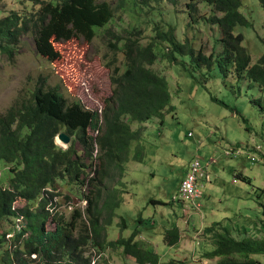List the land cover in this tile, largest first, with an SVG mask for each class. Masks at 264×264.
I'll return each mask as SVG.
<instances>
[{
	"label": "rangeland",
	"instance_id": "374dc122",
	"mask_svg": "<svg viewBox=\"0 0 264 264\" xmlns=\"http://www.w3.org/2000/svg\"><path fill=\"white\" fill-rule=\"evenodd\" d=\"M106 1L114 3L115 0ZM241 2L240 13L249 26L236 28L234 34L242 35V47L252 67L264 54V10L257 0ZM190 3L198 9L193 14L196 23L189 17L187 5ZM38 9L26 0H0V18L12 11L24 16ZM159 9L163 15L149 16L151 21L163 20L162 24L173 26L181 43L188 39L196 50L202 49L207 57L213 55L215 60L211 69L197 68L191 58L178 55L175 63L159 60L151 67L166 78L175 112L165 114L164 125L160 120L132 125L141 139L132 145L121 178L109 185V191H117L113 196L116 195L120 203L112 226L106 227L107 240L127 238L139 227L136 242L142 249L159 254L161 263L176 260L217 264L221 258L208 257L215 249L213 236L205 233L213 223L230 227L236 240L264 239V115L252 103L263 100L264 95L246 75L238 78L232 65L219 66L221 33L218 27L205 22L213 14L211 7L202 0H173L161 4ZM114 25L117 35L125 39L134 22L128 14L122 13ZM150 36L149 33L143 38V45L151 41ZM20 40L12 60L0 54V117L18 101L28 98L42 80L47 87L57 88L69 103L79 101L87 110H104L113 94L111 77L124 71L126 61L122 51L115 52L110 46V42H117L115 38L102 32L92 41L74 37L56 42L54 46L60 56L53 62L38 54L31 33L24 34ZM90 134L96 136L93 131ZM56 144L64 149L69 146L57 138ZM77 149L83 156L82 147L78 145ZM196 160L201 162L208 176L199 182L201 196L196 200L197 207L192 202H183L178 194L180 182ZM87 172L93 174L90 169ZM0 173L3 182L9 179L10 174L3 165ZM239 175L250 183L240 182L236 178ZM61 188L62 194L56 198L57 210L66 217L70 216L73 206L85 210L84 199L73 195L70 200L65 197L67 193L79 192L81 186H68L63 182ZM85 191L87 193L86 187ZM25 203L19 200L16 205L22 207ZM123 218L126 227H123ZM21 219L12 217L0 222V236L7 231L6 240L0 246V263L13 242L16 232L13 229L24 224ZM139 219L146 225L138 223ZM53 226V221L49 220L47 227ZM173 227H178L180 241L170 246L166 232ZM86 256L91 258V264H137L122 249L110 247L105 251L89 247ZM228 258L244 260L243 255ZM251 258L264 264V255Z\"/></svg>",
	"mask_w": 264,
	"mask_h": 264
},
{
	"label": "trees",
	"instance_id": "16d2710c",
	"mask_svg": "<svg viewBox=\"0 0 264 264\" xmlns=\"http://www.w3.org/2000/svg\"><path fill=\"white\" fill-rule=\"evenodd\" d=\"M26 1L39 9L24 16L12 11L0 18L2 56L12 60L21 37L31 33L38 54L53 62L60 56L54 46L56 42L74 37L92 41L106 32L117 41L110 42V46L115 52L122 51L126 61L124 71L111 77L113 94L101 112L87 110L79 101L69 103L57 88L47 87L42 80L28 98L18 101L0 117V168L3 165L10 174L3 182L0 173V222L12 217L18 221L22 218L24 222L22 227L13 229L16 230L13 242L2 255L0 264H91V258L86 256L89 247L99 251L109 247L122 249L137 264H189L176 260L161 263L159 254L142 249L135 240L140 233L139 227L127 238L108 241L106 227L112 226L115 209L120 203L116 195L113 196L117 191H109V185L121 178L132 145L141 139L132 125L153 120H160L164 125L165 114L175 112L166 78L151 67L159 60L175 63L179 55L191 58L197 68L211 69L214 56L207 57L202 49L196 50L188 39L181 43L175 28L162 24L163 20L153 22L149 19L153 15L162 16L160 5L173 0ZM202 1L213 10L205 22L218 27L221 33L219 66L223 68L222 63L232 65L238 78L246 75L264 95V54L256 65L249 67L250 58L242 47L243 37L234 34L236 28L249 26L240 13L241 0ZM257 1L264 10V0ZM187 9L190 19L196 23L193 14L198 12L197 7L190 3ZM122 13L128 14L134 22L126 40L117 35L113 27ZM149 33L151 41L143 45L142 40ZM118 42H123L122 46ZM252 103L264 115V99ZM91 131L96 136L90 134ZM63 132L71 137L66 149L56 144V137ZM78 145L82 147L83 156ZM94 161L98 164L93 166ZM88 169L93 171L92 175ZM236 178L250 183L241 175ZM63 182L68 186H81L77 195L67 193L65 197L70 200L73 195L84 199L87 205L84 211L82 207L73 206L70 216L66 217L64 212L57 210L56 198L62 194ZM19 200H24L25 205L17 207L15 204ZM193 204L198 206L196 202ZM49 220L53 221V228L47 227ZM123 222L126 227L125 218ZM141 222L143 219L138 220ZM205 233L213 236L215 249L208 257L221 258L217 264H259L251 256L264 255V239L244 237L236 240L231 228L220 222L207 227ZM6 234L7 231L0 236V246ZM179 241L178 227L168 229V245L174 246ZM234 255H243L244 260L228 258Z\"/></svg>",
	"mask_w": 264,
	"mask_h": 264
},
{
	"label": "built area",
	"instance_id": "2783aa9c",
	"mask_svg": "<svg viewBox=\"0 0 264 264\" xmlns=\"http://www.w3.org/2000/svg\"><path fill=\"white\" fill-rule=\"evenodd\" d=\"M204 178L208 179V176H206L201 162L199 160L193 161L186 177L180 183L178 189L179 198L183 202H196L201 196L199 182ZM174 200H177V198H174Z\"/></svg>",
	"mask_w": 264,
	"mask_h": 264
},
{
	"label": "water",
	"instance_id": "95a60500",
	"mask_svg": "<svg viewBox=\"0 0 264 264\" xmlns=\"http://www.w3.org/2000/svg\"><path fill=\"white\" fill-rule=\"evenodd\" d=\"M58 139L66 145H69L71 143V137L68 136L66 133H61L58 135Z\"/></svg>",
	"mask_w": 264,
	"mask_h": 264
},
{
	"label": "bare ground",
	"instance_id": "6f19581e",
	"mask_svg": "<svg viewBox=\"0 0 264 264\" xmlns=\"http://www.w3.org/2000/svg\"><path fill=\"white\" fill-rule=\"evenodd\" d=\"M64 133V132H63ZM61 134V133H60ZM57 138V141H60L59 139H58V136L56 137Z\"/></svg>",
	"mask_w": 264,
	"mask_h": 264
},
{
	"label": "clouds",
	"instance_id": "9594fccd",
	"mask_svg": "<svg viewBox=\"0 0 264 264\" xmlns=\"http://www.w3.org/2000/svg\"><path fill=\"white\" fill-rule=\"evenodd\" d=\"M17 206V205H16Z\"/></svg>",
	"mask_w": 264,
	"mask_h": 264
}]
</instances>
